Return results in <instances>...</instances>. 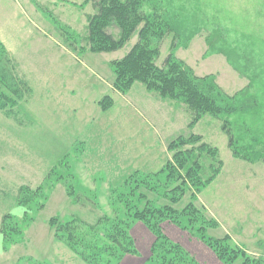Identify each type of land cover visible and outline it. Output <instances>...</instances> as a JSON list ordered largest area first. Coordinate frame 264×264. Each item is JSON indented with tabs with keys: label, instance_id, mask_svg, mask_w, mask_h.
I'll return each mask as SVG.
<instances>
[{
	"label": "rangeland",
	"instance_id": "374dc122",
	"mask_svg": "<svg viewBox=\"0 0 264 264\" xmlns=\"http://www.w3.org/2000/svg\"><path fill=\"white\" fill-rule=\"evenodd\" d=\"M153 1L166 10L173 30L160 44L157 66L172 53L195 77H212L235 104L264 109V0ZM93 13L87 0H0V92L19 101L11 111L21 122L0 110V264H85L54 239L52 220L93 224L112 218L120 207L113 190L135 173L157 174L171 157L168 144L190 135L216 149L221 168L194 200L186 193L172 207L182 212L192 202L206 221L217 223L207 235L228 236L232 248L264 264V207L244 198L247 186L264 187V163L234 158L221 131L224 121L235 132L244 121L236 134L245 135L240 144L252 136L264 144V112L204 115L189 128L192 113L181 100L160 99L138 82L125 94L113 91L110 62L129 52L136 34L116 52L90 53L85 26ZM5 37L9 45L20 40L22 47L12 55L2 43ZM19 80L30 89L26 96L18 93ZM104 96L112 99L105 112L98 105ZM247 127L251 136L244 132ZM201 162L204 178L211 175L209 165L218 167L208 155ZM148 197L159 206L167 204L153 194ZM185 219V231L167 221L164 234L197 264H222L197 239L200 220L190 224ZM147 235L153 243L142 223L132 225L137 253L119 264L127 258L145 263L152 245Z\"/></svg>",
	"mask_w": 264,
	"mask_h": 264
},
{
	"label": "trees",
	"instance_id": "16d2710c",
	"mask_svg": "<svg viewBox=\"0 0 264 264\" xmlns=\"http://www.w3.org/2000/svg\"><path fill=\"white\" fill-rule=\"evenodd\" d=\"M87 2H90L94 9L92 15H87L85 26V41L90 53L116 52L136 34L137 41L129 52L121 59L110 62L114 76L111 84L113 91L125 94L138 82L147 91L157 93L160 99L181 100L192 113L189 128L198 123L204 115L218 118L257 115L264 112L259 106L235 104L234 99L225 95L212 77H195L183 62L174 58L172 53L168 54L161 66L156 65L162 40L173 32L167 12L162 9L159 2V4L153 0H87ZM49 19L55 21L53 23L58 30L67 34L68 30H64L66 27L54 17L49 16ZM111 29H115L117 33L113 34ZM18 86L20 88L18 93L22 92L25 96L29 93L30 89L25 81L19 80ZM98 105L103 112L109 110L112 107L111 97L104 96ZM16 106H19L18 100L10 98L4 91L0 92V110L10 114L21 124L18 114L11 111ZM245 125L242 121L238 132H235L232 124L224 121L221 131L226 135L228 148L236 159L251 164L264 163L262 142L252 136L248 143L240 144L245 135L236 134L244 129ZM244 132L248 136L252 135L250 127ZM167 151L171 157L157 174L149 177L135 173L134 177L125 180L121 187L113 190L112 197L120 207L114 209L112 218L104 217L93 224L77 220L58 222L53 219L50 225L53 228L54 239L66 245L85 264H119L124 256L137 253L130 229L138 222L142 223L154 237L150 256L144 264H197L193 257L180 245L172 242L162 230V224L167 221L183 230L186 229L187 226L181 222L183 216H186L185 221L190 220V224L200 220L201 225L195 231L198 234L197 239L209 248L222 264H234L239 258L243 259L241 264H256L254 260H249L244 250L232 248L228 236L215 239L207 235V230L216 228L217 223L206 221L192 202L188 203L182 212L172 207L186 193H190L191 199L194 200L214 180L221 168V162L216 160V149L202 143L199 136L190 135L172 140L167 146ZM203 155L212 157L218 165L217 168L209 165L211 175L205 178L202 176ZM148 193L156 196V199H165L167 204L159 206L157 200L149 199ZM6 225L2 224V234L7 230Z\"/></svg>",
	"mask_w": 264,
	"mask_h": 264
},
{
	"label": "crops",
	"instance_id": "0c3cea01",
	"mask_svg": "<svg viewBox=\"0 0 264 264\" xmlns=\"http://www.w3.org/2000/svg\"><path fill=\"white\" fill-rule=\"evenodd\" d=\"M5 32H13V33H15V34H17V33H20V32H18L17 31V33H16V31H5ZM22 34V33H21ZM11 37H13V35H11ZM2 43H3V45L6 47V49L7 50H9L10 51V53L13 55L15 52H16V50H18V49H20L22 46V43H20V40L18 41V42H16L15 40H13V42L11 43V45H9L8 43H7V37H5L4 38V40H2ZM228 175L230 176V178H231V172H229L228 173ZM262 180V179H261ZM230 185H232V184H230ZM231 187V186H230ZM244 190H246V194H245V199H246V201L248 200L249 202H260V203H262L261 204V206H259L258 205V207L257 208H259V207H261L262 208V206L264 207V187H256V185H254V187L253 186H247ZM257 191V192H256ZM260 197H259V196ZM258 196V197H257ZM244 199V200H245ZM247 201V202H248ZM257 205V204H256ZM255 208V207H254ZM260 209V208H259ZM262 221H264V215H263V217H262ZM147 231V230H146ZM144 232V231H143ZM150 235H147L146 236V238L149 240V242H150V245L152 244V239L150 240V237H149ZM207 256V255H206ZM208 258H211V256L208 254ZM122 264H133L132 262H131V259H129V258H127V259H125L123 262H122Z\"/></svg>",
	"mask_w": 264,
	"mask_h": 264
}]
</instances>
